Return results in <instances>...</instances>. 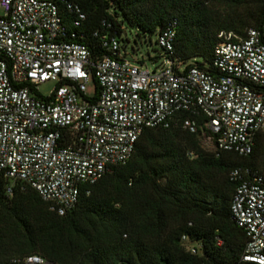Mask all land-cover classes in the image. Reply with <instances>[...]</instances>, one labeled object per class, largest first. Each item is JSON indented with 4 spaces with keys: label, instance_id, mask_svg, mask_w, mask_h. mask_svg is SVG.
<instances>
[{
    "label": "built area",
    "instance_id": "obj_1",
    "mask_svg": "<svg viewBox=\"0 0 264 264\" xmlns=\"http://www.w3.org/2000/svg\"><path fill=\"white\" fill-rule=\"evenodd\" d=\"M68 9L81 27L86 14ZM176 27L157 35L164 60L157 70L126 59L122 35L110 31L101 37L106 56L93 62L54 0H0V173L7 195L26 184L63 216L83 186L126 164L144 130L158 126H181L217 156H250L264 133V34L222 32L212 64L200 66L175 57ZM93 77L95 102L87 95ZM47 82L56 87L43 98L38 87ZM231 178L238 181L232 216L248 237L241 262L264 264V179L240 169ZM24 264L49 263L31 256Z\"/></svg>",
    "mask_w": 264,
    "mask_h": 264
},
{
    "label": "trees",
    "instance_id": "obj_2",
    "mask_svg": "<svg viewBox=\"0 0 264 264\" xmlns=\"http://www.w3.org/2000/svg\"><path fill=\"white\" fill-rule=\"evenodd\" d=\"M54 1L93 62L107 54L103 34L121 36L125 25L152 36L176 22L175 57L200 66L212 64L222 32L264 34V0ZM69 4L87 16L79 28ZM92 79L95 102L99 84ZM238 169L264 179V133L250 156H217L199 136L173 125L145 129L132 158L83 186L77 205L63 216L26 184L7 195L0 173V264H24L31 256L49 264H242L248 237L231 212L238 186L231 173Z\"/></svg>",
    "mask_w": 264,
    "mask_h": 264
},
{
    "label": "rangeland",
    "instance_id": "obj_3",
    "mask_svg": "<svg viewBox=\"0 0 264 264\" xmlns=\"http://www.w3.org/2000/svg\"><path fill=\"white\" fill-rule=\"evenodd\" d=\"M124 30L126 31V35L123 34L121 39L122 55L128 60L140 61L141 64H144L151 70L159 69L164 60L162 58V51L157 46V35L151 36L145 34L140 29L128 25L124 26ZM189 63L191 64L193 61ZM55 87V82H47L38 87V92L40 96L47 98L54 91ZM95 92V83L91 78L87 84V95L93 97Z\"/></svg>",
    "mask_w": 264,
    "mask_h": 264
}]
</instances>
